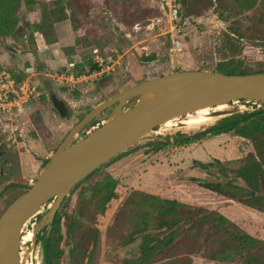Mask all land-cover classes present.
Returning a JSON list of instances; mask_svg holds the SVG:
<instances>
[{
	"label": "rangeland",
	"instance_id": "374dc122",
	"mask_svg": "<svg viewBox=\"0 0 264 264\" xmlns=\"http://www.w3.org/2000/svg\"><path fill=\"white\" fill-rule=\"evenodd\" d=\"M53 2L47 4L48 9L65 8L66 15L72 14L76 18L74 24L71 20L61 22L52 18L45 20L52 24L49 33L53 43L40 44L41 35L38 33L31 37L32 26L40 18L35 12L28 13L24 6L26 15L18 25L20 30L18 38L12 35L2 38L5 49H0V71L3 66L12 63L16 69L25 72V79L37 87L39 93L23 104L20 111L0 115V178L4 179L10 174L13 176L11 179H15L9 180L6 184L12 182L32 184L81 116L117 93L140 83V80L144 81V73L148 69L157 66L164 74L174 71L215 73L216 65L220 61L239 58L243 60L246 68L254 70L259 65L258 62L264 60V47L261 43L251 46L235 37L229 40L226 34L229 33L228 28L234 21L219 20L211 9L201 17L191 16L182 20L179 16L175 18L169 10L172 0H135L142 15H146L148 10H155L156 13L135 24L130 31H125L120 23L123 12L117 7L114 15L106 7L105 0ZM37 8L39 6H36ZM252 13L254 11L246 16L251 17ZM12 49H17L18 53H12ZM93 50H98L99 56L103 59L104 72L100 75L87 73L90 67L88 61L93 62ZM150 56H154L153 62L143 61V58ZM70 64L74 65L73 68L69 67ZM78 64L84 66V72L75 67ZM106 66L110 67L109 71L106 70ZM71 72L78 79L74 81L62 79ZM81 76L86 77L80 78ZM106 77H110L111 81L106 87L99 88V83ZM46 81L50 83L49 90H45ZM50 94L55 96L59 111L50 102ZM227 103L223 113L210 111L214 120L196 129L161 125L153 128L104 163L103 170L131 189L168 196L184 203H196L208 210L218 207L226 218L236 222L240 228L263 244L264 216L241 205L202 195L203 189L199 183L190 181L192 177L201 178L203 173L216 178L222 177L218 176L217 165L203 171L194 164L195 160L202 163L218 160L223 162L228 170L234 169L237 167L234 161L242 160L253 152L251 143L234 135L221 134L193 142L188 146L179 147L174 144L177 134L192 137L224 116L253 111L261 106L259 103L241 105L239 101ZM135 105L136 96H132L120 105H112L105 109L76 132L69 146L109 123L112 120L111 116L118 109L125 112ZM177 118L184 120L187 116ZM167 142L169 144L167 147L161 146ZM154 147L160 148L155 152ZM14 153L17 155V164L12 165L6 157L12 158ZM228 170L225 171L227 175L230 174ZM18 178L20 181H17ZM233 182L236 185L243 183L240 179H234ZM21 188L19 191L23 192L25 188ZM77 193L78 189H72L64 198L66 201L62 209L64 213L74 210ZM8 195L0 194V212L5 209ZM54 200L40 206L21 227L20 262L21 257H26L28 264H43L40 239L48 234L49 229L44 224ZM31 231L34 233V239L28 241ZM101 231L100 257L96 264H121L123 260L137 256L135 244L120 248L116 246V242L118 240L120 242L118 236L121 233L116 234L117 239L111 237V241L106 239V229L102 228ZM69 248V243L63 245L65 254L61 264H68ZM192 260L195 264H212L206 262L200 255L193 256ZM228 262L240 264V258L236 257Z\"/></svg>",
	"mask_w": 264,
	"mask_h": 264
},
{
	"label": "trees",
	"instance_id": "16d2710c",
	"mask_svg": "<svg viewBox=\"0 0 264 264\" xmlns=\"http://www.w3.org/2000/svg\"><path fill=\"white\" fill-rule=\"evenodd\" d=\"M53 1L0 0V49H5L2 38L11 35L18 38L17 34L20 33L18 25L26 15L23 6L28 13L35 12L40 18L32 26L31 34V37L35 33L41 35L40 44L53 43L49 33L52 24L45 20L51 18L57 22L71 20L74 24L75 16L66 15L65 8H47V4H52ZM176 4L178 16L182 20L191 16L201 17L211 9L219 20L234 21L228 28L229 33L226 34L229 40L235 37L251 46L261 43L264 47V0H177ZM105 5L114 15L116 8H120L123 12L120 23L125 31H130L135 24L143 22L156 13L155 10H148L146 15H142L135 0H105ZM36 6H39L38 10ZM251 11H254L252 16H246ZM238 17L243 18L238 20ZM11 51L14 54L18 53L17 49ZM154 60V56L143 58V61L148 63ZM258 63L257 68L249 70L242 59H224L216 65L214 72L227 75L264 72V60ZM88 64L90 67L87 73L99 71L97 64L91 60ZM75 67L80 72H84L82 64ZM1 69L10 72L17 82L25 79V72L16 69L12 63ZM161 75H164L163 71L155 66L146 70L143 79ZM109 81H111L110 77L103 78L99 88L106 87ZM35 125L39 126L38 123ZM221 134H230L247 140L251 143L253 152L242 160L234 161L237 167L229 170L218 160L209 163L195 160L194 164L203 171L217 165L218 176L225 178L226 182L208 184L196 177H192L190 181L199 183L203 189L202 195L241 205L264 216V105L253 111L224 116L192 137L177 134L174 144L179 147L188 146L193 142ZM168 145L167 142L161 146ZM159 148L154 147V151L157 152ZM6 158L12 165L17 164L16 153L12 158ZM103 168L104 166L101 165L73 188L78 189L73 211L64 213L62 209L66 201L61 203L49 226L47 236L40 239L43 264H61L65 254L63 245L67 243L70 245L68 264L98 263L102 228L106 229L108 240H111V237L114 239L117 233H121L118 236L120 242L119 240L116 242L118 248L129 244L136 245L137 256L125 259L121 264H195L192 257L198 255L212 264H228L230 259L236 257L240 258V264H264V243L260 244L236 222L226 218L217 209L218 207L208 210L196 203H184L168 196L128 188L119 179L107 172L104 173ZM227 170L230 171L228 175L225 174ZM12 177L9 174L4 179L0 178V193L9 180L15 181L11 179ZM234 179H240L243 183L236 185ZM18 180L20 181L19 178ZM21 189L19 185H13L5 190L3 195L9 194L5 209L27 191L25 189L21 192L19 191ZM3 212L4 210L0 215Z\"/></svg>",
	"mask_w": 264,
	"mask_h": 264
},
{
	"label": "water",
	"instance_id": "95a60500",
	"mask_svg": "<svg viewBox=\"0 0 264 264\" xmlns=\"http://www.w3.org/2000/svg\"><path fill=\"white\" fill-rule=\"evenodd\" d=\"M45 82V90L50 89ZM154 92L153 107L135 105L112 115V120L69 146L71 137L93 121L105 109L120 105L127 98ZM255 102L264 105V72L227 75L207 71H174L144 80L105 100L84 115L53 152L38 178L32 184L19 185L27 191L16 198L0 216V264H20V230L33 213L53 201L45 220L52 224L64 198L89 174L118 152L142 138L169 119L185 115L191 109L218 102ZM119 108V107H118ZM208 184L225 183V178L201 174Z\"/></svg>",
	"mask_w": 264,
	"mask_h": 264
},
{
	"label": "built area",
	"instance_id": "2783aa9c",
	"mask_svg": "<svg viewBox=\"0 0 264 264\" xmlns=\"http://www.w3.org/2000/svg\"><path fill=\"white\" fill-rule=\"evenodd\" d=\"M167 5L168 2H167ZM162 9L164 7L162 6ZM172 14L176 18L178 16V7L176 4V0H172L171 8ZM93 62L97 64L99 67V71H95L91 73L92 75H100L104 72L103 69V59L99 56L98 50H93ZM73 64H70L69 67L73 68ZM106 70H110L109 66H106ZM62 77V76H61ZM86 76H81L80 78H84ZM64 80L74 81L78 79L71 72L66 77H62ZM37 87L32 86L27 79L22 80L21 82H17L10 72L6 70L0 71V115H10L16 113V111H20L23 104L28 102L34 95L39 94L37 92ZM255 102H239L241 105L250 104ZM21 249V247H20Z\"/></svg>",
	"mask_w": 264,
	"mask_h": 264
},
{
	"label": "bare ground",
	"instance_id": "6f19581e",
	"mask_svg": "<svg viewBox=\"0 0 264 264\" xmlns=\"http://www.w3.org/2000/svg\"><path fill=\"white\" fill-rule=\"evenodd\" d=\"M155 101H156V94L154 92H146V93L136 96V105L138 106L153 107L155 104ZM225 103L226 102L222 101V102H218L214 104H205V105L197 106L185 114L187 116V119H184V120H180L179 118L169 119L165 121L164 123H162L161 126H164V127L182 126L183 128H187V129H190V128L196 129V127L206 125L207 123H210L214 120V116L210 111L214 113H223V111L225 110L227 106ZM212 107L214 108L211 109ZM118 112H120L119 109L115 112V114H117ZM75 135L76 133L73 136L75 137ZM73 136L69 140L68 145L71 144V141L74 138ZM51 207H52V204L50 208ZM33 232L31 231V236L28 239V241H32L34 239L35 232L34 233ZM20 264H28V262L26 261V257L25 258L21 257Z\"/></svg>",
	"mask_w": 264,
	"mask_h": 264
},
{
	"label": "flooded vegetation",
	"instance_id": "af4514ba",
	"mask_svg": "<svg viewBox=\"0 0 264 264\" xmlns=\"http://www.w3.org/2000/svg\"><path fill=\"white\" fill-rule=\"evenodd\" d=\"M49 96H50V102L54 105V108H55V109L57 108L56 110H58V107H59V106L57 105L58 103H57V101H56V99H55V96L52 95V94H50ZM58 111H59V110H58ZM12 183H13V182H12ZM8 184H9V183H8ZM6 185H7V184H6ZM5 187H6V186H5ZM5 187H4V188H5ZM4 188H3V189H4ZM4 192H5V191H4ZM4 192H3V193H4ZM1 193H2V192H1ZM1 193H0V194H1ZM4 211H5V209H4Z\"/></svg>",
	"mask_w": 264,
	"mask_h": 264
}]
</instances>
